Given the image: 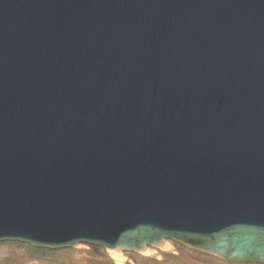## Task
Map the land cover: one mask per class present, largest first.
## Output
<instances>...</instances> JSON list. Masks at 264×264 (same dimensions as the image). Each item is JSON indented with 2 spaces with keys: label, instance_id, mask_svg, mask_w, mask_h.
<instances>
[{
  "label": "water",
  "instance_id": "95a60500",
  "mask_svg": "<svg viewBox=\"0 0 264 264\" xmlns=\"http://www.w3.org/2000/svg\"><path fill=\"white\" fill-rule=\"evenodd\" d=\"M264 264V0H0V243Z\"/></svg>",
  "mask_w": 264,
  "mask_h": 264
},
{
  "label": "rangeland",
  "instance_id": "374dc122",
  "mask_svg": "<svg viewBox=\"0 0 264 264\" xmlns=\"http://www.w3.org/2000/svg\"><path fill=\"white\" fill-rule=\"evenodd\" d=\"M0 264H253L231 263L216 256L199 252L173 241L148 252L124 253L122 259L107 250L90 245L62 250L35 249L30 246L0 243Z\"/></svg>",
  "mask_w": 264,
  "mask_h": 264
},
{
  "label": "bare ground",
  "instance_id": "6f19581e",
  "mask_svg": "<svg viewBox=\"0 0 264 264\" xmlns=\"http://www.w3.org/2000/svg\"><path fill=\"white\" fill-rule=\"evenodd\" d=\"M149 250V249H148ZM148 250H146L145 252H148ZM109 253H111L112 255H114L115 257L117 258H120L122 259L123 256H124V253H120V252H117V251H113V250H107ZM143 254V253H142Z\"/></svg>",
  "mask_w": 264,
  "mask_h": 264
}]
</instances>
